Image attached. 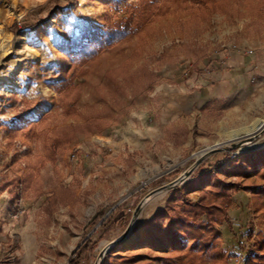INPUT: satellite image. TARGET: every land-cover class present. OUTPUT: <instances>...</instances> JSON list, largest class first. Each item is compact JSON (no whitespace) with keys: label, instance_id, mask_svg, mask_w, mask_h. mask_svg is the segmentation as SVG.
Here are the masks:
<instances>
[{"label":"rangeland","instance_id":"374dc122","mask_svg":"<svg viewBox=\"0 0 264 264\" xmlns=\"http://www.w3.org/2000/svg\"><path fill=\"white\" fill-rule=\"evenodd\" d=\"M194 1L161 0L163 15L85 64L77 87L59 94L55 71L62 62L66 70L75 67L70 56L80 23L125 18L126 5L137 0H65L62 7L53 0H0V264H69L89 237L94 246L84 264H164L165 236L149 230V221L174 193L196 202L204 184L185 186L223 152L230 153L232 172L217 177L240 183L247 190L239 192L249 196L239 216L233 204L231 222L220 227L227 264H245L258 252L264 208L253 195L264 191V165L236 171L244 155L264 150L256 144L264 132L201 159L195 155L229 142V133L194 139L187 148L172 145L168 132L140 148L125 140L141 113L155 119L151 101L161 84L195 75L230 47L264 50V0ZM113 211L123 219L103 227Z\"/></svg>","mask_w":264,"mask_h":264},{"label":"trees","instance_id":"16d2710c","mask_svg":"<svg viewBox=\"0 0 264 264\" xmlns=\"http://www.w3.org/2000/svg\"><path fill=\"white\" fill-rule=\"evenodd\" d=\"M65 0H53L57 6H64ZM214 0H195L199 5ZM234 3L239 0H225ZM165 13L161 0H137L126 5L125 18L108 19L104 24H93L83 20L80 23L79 33L73 40L71 60L74 68L65 69L63 62L56 68L54 86L60 94L67 89L76 88L77 71L85 64L94 60L104 51L112 48L127 38L136 35L147 28L156 18ZM37 21L33 24L35 25ZM33 25L26 24L28 27ZM212 61L207 65L210 66ZM26 125L23 132L29 130ZM73 127V126H71ZM60 137L53 139V145L60 143ZM71 139H67V142ZM229 152H223L214 161H207L203 172L198 173L194 183L187 184L186 189L204 184L198 189L200 196L193 202L188 195L174 193L167 200V205L158 210L149 221V230L164 235L169 245L167 254L162 258L164 264H227L229 255L221 246V229L224 223L231 222L229 210L234 204L233 196L246 187L237 182H229L217 177L220 171L231 173L226 167ZM245 163L240 166L237 174H246L248 169L264 165V150L255 151L243 156ZM246 164L247 167H244ZM215 176V178H213ZM261 198L258 207L264 208V191L253 195ZM104 217L98 216V221ZM123 219L117 217L113 211L103 222L102 226L111 228L116 222ZM19 237L15 236L18 241ZM94 246L92 237L87 238L73 252L69 264H84L87 253ZM258 252L249 254L245 264H264V237L257 243Z\"/></svg>","mask_w":264,"mask_h":264},{"label":"crops","instance_id":"0c3cea01","mask_svg":"<svg viewBox=\"0 0 264 264\" xmlns=\"http://www.w3.org/2000/svg\"><path fill=\"white\" fill-rule=\"evenodd\" d=\"M248 50L224 49L210 59V66L195 75L186 74L185 80L174 84H161L151 101L155 119L149 112L141 113L139 127H129L125 140H136L135 146L140 148L146 141L165 139L168 132L172 145L187 148L194 139L229 133V140L231 132L250 127L264 115V50ZM183 131L187 133L185 140ZM248 198L243 192L235 195L234 216L243 211ZM163 240V250H167V239Z\"/></svg>","mask_w":264,"mask_h":264},{"label":"bare ground","instance_id":"6f19581e","mask_svg":"<svg viewBox=\"0 0 264 264\" xmlns=\"http://www.w3.org/2000/svg\"><path fill=\"white\" fill-rule=\"evenodd\" d=\"M242 132H244V133H242ZM262 132H264V117L256 119L250 127L248 126V127H245L241 130L231 132L229 135L230 136L229 142L218 143L216 146L210 147V148L196 154L195 157L197 159H201L202 157L208 155L210 153V151L212 149L216 148L217 146L223 147V146L227 145L229 147L232 143H242L243 141L251 140L252 138L257 137ZM258 142L256 144H258ZM185 177H187L186 173H184L180 179H184ZM141 205H142V203H141ZM139 208L137 209V211L139 210ZM130 229H131V226H130ZM130 229L128 231V234L130 232Z\"/></svg>","mask_w":264,"mask_h":264},{"label":"water","instance_id":"95a60500","mask_svg":"<svg viewBox=\"0 0 264 264\" xmlns=\"http://www.w3.org/2000/svg\"><path fill=\"white\" fill-rule=\"evenodd\" d=\"M230 148H234V146H233V147H230ZM223 149H225V148H222V147L217 146L216 148L212 149V150L210 151V153H214V152H216V151H220V150H223ZM186 174H187V176L190 175L189 172H187ZM178 182H179V179L174 180V181L171 182L169 185H166L165 188L173 187V186H175ZM141 203H142V202H141ZM141 203L139 204V207L141 206ZM134 216H135V215H134ZM132 220H133V218H132ZM132 220H131V221H132ZM130 225H131V222H130V224L128 225L127 230H126L125 234L123 235V237H125V236L128 234V231H129V229H130ZM123 237H122L120 240H118V241H113V242H112V245L114 246V245H116L117 243H119V241H121V240L123 239Z\"/></svg>","mask_w":264,"mask_h":264},{"label":"built area","instance_id":"2783aa9c","mask_svg":"<svg viewBox=\"0 0 264 264\" xmlns=\"http://www.w3.org/2000/svg\"><path fill=\"white\" fill-rule=\"evenodd\" d=\"M248 52L249 53H252L253 52V50L252 49H249L248 50ZM247 143V142H246ZM257 145H259V146H264V138H262L259 142H258V144ZM251 146H247L246 148L245 147H241L239 150H242L243 148L244 149H248V148H250ZM239 152H242V151H239ZM238 153V152H237ZM237 153H235V155H237Z\"/></svg>","mask_w":264,"mask_h":264}]
</instances>
